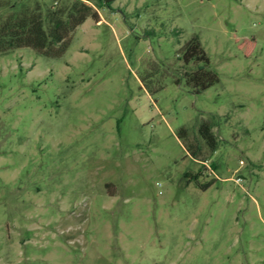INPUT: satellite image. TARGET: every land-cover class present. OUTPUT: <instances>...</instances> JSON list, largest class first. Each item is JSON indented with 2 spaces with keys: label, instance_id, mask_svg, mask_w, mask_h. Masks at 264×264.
<instances>
[{
  "label": "rangeland",
  "instance_id": "rangeland-1",
  "mask_svg": "<svg viewBox=\"0 0 264 264\" xmlns=\"http://www.w3.org/2000/svg\"><path fill=\"white\" fill-rule=\"evenodd\" d=\"M61 1L0 0V24ZM98 12L61 56L0 53V264H264V0Z\"/></svg>",
  "mask_w": 264,
  "mask_h": 264
},
{
  "label": "trees",
  "instance_id": "trees-1",
  "mask_svg": "<svg viewBox=\"0 0 264 264\" xmlns=\"http://www.w3.org/2000/svg\"><path fill=\"white\" fill-rule=\"evenodd\" d=\"M113 1L115 0H94L95 7H93L83 0H62L58 6L47 8L44 12L37 7L30 14L9 16L0 24V53L19 47H32L42 55L61 56L75 28L87 17L98 22L100 20L98 9L111 7ZM181 57L186 65L201 61L205 64L209 63V58L197 34H193L184 43L181 48ZM185 74L187 82L196 92L205 90L218 80L215 73L202 67ZM199 130L209 146L215 149V138L211 127L207 123H202ZM199 175L198 171L188 177V181L194 180L206 189L210 183L201 185L198 181Z\"/></svg>",
  "mask_w": 264,
  "mask_h": 264
}]
</instances>
